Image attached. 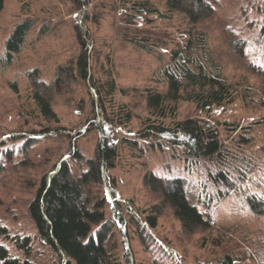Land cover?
I'll list each match as a JSON object with an SVG mask.
<instances>
[{
	"label": "rangeland",
	"instance_id": "obj_1",
	"mask_svg": "<svg viewBox=\"0 0 264 264\" xmlns=\"http://www.w3.org/2000/svg\"><path fill=\"white\" fill-rule=\"evenodd\" d=\"M150 1L157 13L142 10L135 27H130L126 18L133 2L129 0H90L85 15L78 13L70 0H4L0 16V140L5 142L2 153L11 151L12 155L0 153V244L20 264L24 260L58 264L55 253L38 237L28 204L41 178L69 156L73 146L84 156L93 154L99 129L91 124L96 118L92 93L110 75L116 85L111 98L115 112L121 114L124 110L132 115V120L114 131L113 137L118 141L119 156L116 168L108 172L114 181L110 184L132 211L130 214L128 209L126 213L124 209L126 232L115 228L109 244L111 251L120 257L132 256L133 264H178L179 259L183 264H264V217L246 208L240 192L214 206L210 228L184 230L172 208L158 193L145 187L143 177L148 170L180 175L190 201L198 204L206 181L202 168L194 164L188 167L183 158L172 156L176 150L170 145L154 148L147 143L150 139H143L133 148L121 141L143 130L146 118H154L153 110L147 107V92L165 90L155 81L154 73L167 62L177 44L186 42L192 28L205 33L213 61L221 66L224 77L238 87L239 96L230 105L212 106L205 111L180 100L175 119L210 121L218 125L222 138L227 134L223 122L242 127L263 119L264 0H209L213 13L194 24L183 12L169 11L166 0ZM26 18L33 20V27L21 51L4 65V42L16 24ZM78 24L86 33L88 80L80 78L77 69L82 50ZM138 32L157 43L153 51L128 42L138 38ZM42 86L49 87L46 95L57 121L44 120L35 107L33 93ZM248 88L251 97L245 100L242 96ZM103 104L110 116L111 104L106 100ZM113 123L118 126V122ZM45 128L50 129L49 136L30 139V143L22 140L24 134L40 133ZM56 130L61 133H54ZM243 149L253 165L243 189L264 193V123L252 129ZM73 167L77 169L76 164ZM105 191V185L93 186L94 193L102 195ZM134 213L140 222L157 215V226L152 231L155 238L148 231L147 238L141 237V228L130 224ZM106 214L111 218L109 207ZM2 228L6 229L5 235ZM25 236L29 237V253L22 248ZM227 257L231 263H227Z\"/></svg>",
	"mask_w": 264,
	"mask_h": 264
},
{
	"label": "trees",
	"instance_id": "obj_2",
	"mask_svg": "<svg viewBox=\"0 0 264 264\" xmlns=\"http://www.w3.org/2000/svg\"><path fill=\"white\" fill-rule=\"evenodd\" d=\"M70 1L78 13L85 15L90 0ZM129 2H133L131 12H126L129 15L126 22L130 27H135L142 10L148 13L158 11L150 0ZM166 5L169 11L183 12L193 24L210 16L214 11L209 0H166ZM3 8L4 0H0V16ZM32 27L33 20L30 18L16 24L4 42V65L10 64L13 56L21 51ZM76 28L77 38L82 46L77 58V69L80 78L88 80L90 74L86 33L82 25L78 24ZM187 33L186 42L177 44L170 52L167 62L154 73L155 81L165 86L164 92H147V107L153 110L154 118H146L143 121V130L136 134L131 133L121 141L133 148L143 139H150L147 143L154 148L163 149L162 145L167 144L176 150L172 156L183 158L188 167L194 164L200 170L202 168L206 181L202 183V197L198 204L190 201L185 180L180 175L167 176L148 170L143 177L145 187L158 193L163 202L172 208L184 230L195 227L210 228L214 206L236 192L242 194L244 205L250 212L264 217V193L243 189L253 167L243 146L249 142L252 129L263 124L264 118L242 127L233 122H223L221 125L227 133L225 138H222L218 125L210 121L194 117L175 119L180 100L192 102L200 111H205L212 106L230 105L239 96L238 87L224 77L221 66L213 61L205 33L194 28ZM140 35L138 32V38L133 37L128 42L136 48L153 51L157 43H152ZM48 89L45 86L37 88L33 99L41 117L54 122L57 121V116L46 95ZM115 92L116 85L110 75L105 84L96 86L92 93H95L96 118L91 124L99 129V139L93 154L84 156L73 146L69 156L63 157L51 172L41 178L40 185L28 204V213L36 233L55 253L58 264H123V261L133 264L132 256L120 257L109 246L115 228L126 232V223L123 225L124 209L127 210L126 213L128 209L130 214L132 211L131 205L128 204L127 209L115 187L110 184L114 181L108 173L116 168L119 156L118 141L113 138L114 131L117 132L132 120L131 112H115L111 99ZM242 97L245 100L251 97L250 88L245 89ZM105 100L111 104L110 116L106 115L103 107ZM118 118L120 119L116 120ZM168 119L170 122L167 123ZM114 121L118 122V126L114 125ZM50 133V129L45 128L40 133L24 134L22 140L30 143V139L37 140L42 136H49ZM54 133L61 132L56 130ZM2 141L4 140H0V153L1 146L5 145ZM72 142L74 144V138ZM2 155L11 156L12 152L6 151ZM72 163L76 164L77 169ZM99 184L106 188L102 195L93 192V186ZM108 207L111 218L106 214ZM137 217V213L131 215L130 224L141 228V237L146 236L145 231H148L155 238L152 231L157 226V215H149L141 222ZM2 233L5 235V228H2ZM22 242L24 252L29 253V237L25 236ZM226 260L231 263L229 257ZM0 264H20V261L10 256L7 248L0 244ZM22 264L31 263L24 260ZM178 264H183L181 259Z\"/></svg>",
	"mask_w": 264,
	"mask_h": 264
}]
</instances>
